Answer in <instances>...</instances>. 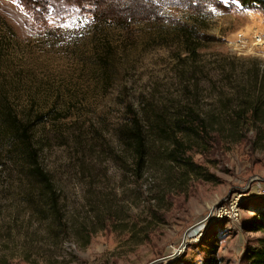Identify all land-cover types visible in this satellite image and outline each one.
I'll use <instances>...</instances> for the list:
<instances>
[{
	"label": "rangeland",
	"instance_id": "1",
	"mask_svg": "<svg viewBox=\"0 0 264 264\" xmlns=\"http://www.w3.org/2000/svg\"><path fill=\"white\" fill-rule=\"evenodd\" d=\"M29 1L46 7L42 20L19 0H0V87L17 111L54 110L34 136L70 238L55 240V220L25 202L29 185L0 126V264H151L184 237V247L162 264H247L262 236L251 227L264 214V136L254 140L244 125L230 131L221 113L251 98L247 71L264 73V14L231 0L207 6L197 25L210 38L191 58L173 38L174 26L136 21L117 28L91 22L92 6ZM137 1L99 0L94 12L126 13L127 5L141 12ZM174 18L193 23L180 13ZM188 105L217 115L216 139L180 134L208 176L169 164L154 128L144 129L145 164L135 170L121 138L127 119L136 115L148 126L146 118ZM88 234L89 243L78 246Z\"/></svg>",
	"mask_w": 264,
	"mask_h": 264
},
{
	"label": "trees",
	"instance_id": "2",
	"mask_svg": "<svg viewBox=\"0 0 264 264\" xmlns=\"http://www.w3.org/2000/svg\"><path fill=\"white\" fill-rule=\"evenodd\" d=\"M98 1L62 0L59 4H62L65 8L75 7L80 10H84L86 6H92V9L89 10L90 13L85 11V13L88 12L91 22L111 23L116 25L117 28L125 27L128 23L136 21H145L153 27H160L162 24L163 26L166 24L167 27L174 26L173 38L179 39L178 41L183 45L187 55L194 58L198 55L197 50L203 44L204 39L210 38L197 25L201 22L198 20V16L204 18L207 6L214 7L219 0H138L137 3H140L141 12H135L131 6L127 5L126 8H128L129 13H124L122 9H117V13H114L115 15L105 14L103 11L102 15L94 12ZM231 1L236 2L244 9H257L264 14V0ZM19 2L23 6L30 8V11L35 16L34 18L42 20L43 12L46 13V7L38 4V8L34 9L35 1L30 3L29 0H19ZM168 7L172 9L168 11ZM178 13L188 17L189 20L192 19L193 23H189L186 20L175 21L174 15ZM130 15L131 17H128ZM0 23L6 27L4 22L0 21ZM7 30L12 34L8 27ZM1 40L5 41L6 38L1 37ZM2 41H0V44L6 45ZM103 45H109V41ZM98 62L100 67L105 70L108 63L106 57L104 55L100 56ZM246 73L247 79L253 80L252 96L249 100L242 101L238 108L232 106L223 108L221 113L222 118H224L222 125L227 122L230 126V131H236L238 127H240V130L243 128V131H245L246 127L247 129L252 128L254 140H256L264 136V73L259 69H250ZM4 90L0 87V126L7 136L10 147L13 149L12 153H14L21 170H23V178L29 185V188L23 193L24 200L32 206L33 211L39 214L40 217L41 215L49 214L52 220H55L56 227L53 230L51 229L52 237L55 240L58 241L60 237V239H69L68 226L62 223L59 196L55 184L49 173L42 167L34 136V128L38 124L43 123L44 118L52 114L54 110L50 108L45 112L38 109L17 111L8 100L7 90ZM215 117L217 115H214L211 111L204 114L192 105L183 106L176 113H170L169 116L165 115V113H159L153 117L146 118L147 123L149 122L148 126H144L146 122L143 123L141 118L131 115L127 119L128 126L122 128L121 138L123 144L130 150L134 169L138 170L144 166L146 158L147 140L144 129H157L160 131L161 141H166L167 151L164 156L169 164L182 166L185 172L193 173L196 178H206L208 175H205L207 174L205 169L189 157L187 153L190 149L189 143L182 140L180 134L188 136L194 142L204 141L208 143L218 136L219 129L213 127L214 123H218ZM242 136H238V138L233 140H241ZM255 224L251 228L261 232L262 236L258 239L259 245L249 250L246 262L247 264H264V214L262 216L258 215ZM90 237L91 235L88 234L82 243H78V246H86ZM219 262L216 259H210L206 264H219Z\"/></svg>",
	"mask_w": 264,
	"mask_h": 264
},
{
	"label": "water",
	"instance_id": "3",
	"mask_svg": "<svg viewBox=\"0 0 264 264\" xmlns=\"http://www.w3.org/2000/svg\"><path fill=\"white\" fill-rule=\"evenodd\" d=\"M207 218H208V216L205 217L203 220L197 222L196 224L192 225L191 227H189L188 230L191 231V230H193L194 228L198 227V226H199L200 224H202ZM185 240H186V239H185V237H184L183 240H182V243H181L180 246L178 247L179 249L174 250L173 253H171V254H169V255L163 257V258H160V259H157V260H155V261H152L151 264H157V263L162 264V263H164V262H167L172 256L176 255V254L179 252V250H180L181 247H184V244H185V242H186Z\"/></svg>",
	"mask_w": 264,
	"mask_h": 264
},
{
	"label": "bare ground",
	"instance_id": "4",
	"mask_svg": "<svg viewBox=\"0 0 264 264\" xmlns=\"http://www.w3.org/2000/svg\"><path fill=\"white\" fill-rule=\"evenodd\" d=\"M203 226V223L202 224H200V227H202Z\"/></svg>",
	"mask_w": 264,
	"mask_h": 264
}]
</instances>
